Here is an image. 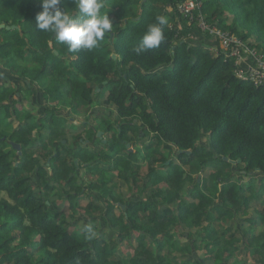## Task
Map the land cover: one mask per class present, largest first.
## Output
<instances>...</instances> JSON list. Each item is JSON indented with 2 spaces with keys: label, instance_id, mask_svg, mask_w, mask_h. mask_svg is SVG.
I'll use <instances>...</instances> for the list:
<instances>
[{
  "label": "trees",
  "instance_id": "1",
  "mask_svg": "<svg viewBox=\"0 0 264 264\" xmlns=\"http://www.w3.org/2000/svg\"><path fill=\"white\" fill-rule=\"evenodd\" d=\"M175 1L105 0L112 31L94 50L70 51L36 28L40 0H0V264H246L235 252L264 264V90L238 78L207 36L189 40L193 26ZM200 1L209 24L264 54V0ZM159 15L168 19L165 40L138 55ZM17 63L18 74L4 66ZM53 91L59 105L43 101ZM97 104L104 111L77 124L56 114ZM124 183L153 193L125 202L114 191ZM219 183L216 194L201 188ZM253 200L259 208L243 217ZM183 232L184 252L173 251L169 240ZM124 239L136 241L126 256L112 248Z\"/></svg>",
  "mask_w": 264,
  "mask_h": 264
},
{
  "label": "clouds",
  "instance_id": "2",
  "mask_svg": "<svg viewBox=\"0 0 264 264\" xmlns=\"http://www.w3.org/2000/svg\"><path fill=\"white\" fill-rule=\"evenodd\" d=\"M62 0H40L42 10L36 16V28L51 33L60 44H66L70 51L94 50L112 31L113 22L107 12L105 0H73L75 13L61 9ZM168 19L159 15L147 26L139 46L134 51L139 55L158 48L165 40L163 26Z\"/></svg>",
  "mask_w": 264,
  "mask_h": 264
},
{
  "label": "built area",
  "instance_id": "3",
  "mask_svg": "<svg viewBox=\"0 0 264 264\" xmlns=\"http://www.w3.org/2000/svg\"><path fill=\"white\" fill-rule=\"evenodd\" d=\"M200 7V0L175 1L176 12L188 20V25L193 26L187 33V38L196 42L199 36H207L210 40L207 46L211 52L218 54V51L222 50L234 60V72L238 78L250 81L264 90V54L255 47L251 39L243 41L236 35L209 24L201 14ZM198 32L201 35H198Z\"/></svg>",
  "mask_w": 264,
  "mask_h": 264
},
{
  "label": "rangeland",
  "instance_id": "4",
  "mask_svg": "<svg viewBox=\"0 0 264 264\" xmlns=\"http://www.w3.org/2000/svg\"><path fill=\"white\" fill-rule=\"evenodd\" d=\"M25 59L27 60V62H26V64H31L32 63V60H31V58H30V56H25ZM2 62V61H1ZM37 65V64H36ZM4 66H7V68H10V71L11 72H9L10 74H12V73H15V74H18V73H20L22 70H23V66H24V64H20V63H17V64H14V65H4ZM27 66V69L26 70H28L29 72H33V66H30V65H26ZM38 67V66H37ZM34 85H36L35 83H34ZM35 87H37V85L35 86ZM20 90H22V87H20ZM96 91V90H95ZM41 94V93H40ZM42 94H43V92H42ZM45 95H48V94H45ZM52 96L55 98L54 100H50L49 99V95L48 96H46V98H45V100H43L44 102H46L47 104H54V105H59L58 104V101H57V99L56 98H58V92H56V91H53L52 92ZM69 97H68V95H67V99H68ZM31 99H33L37 104H38V102L39 101H41V96H39V94H36L35 96H32V98ZM49 99V102L47 101ZM33 100H31V101H33ZM43 101H41V103H43L44 104V102ZM99 101H100V99H99ZM27 104H28V102H24V106H25V108H28L27 107ZM43 104L42 105H40L41 107L40 108H44L43 107ZM94 104V103H93ZM39 105V104H38ZM93 106V105H92ZM57 108V110H58V112L56 113V114H61V115H63V116H65V117H71V120H74V121H76V122H80V121H86V119L84 118V116H87V114L89 113V112H91V111H96V112H98V111H104V109L103 108H101L102 106H100V105H94L93 106V109H91L90 111H87V109H86V112H84V113H80L81 114V117H77V116H71V114L70 115H67L68 114V112H69V109H65V110H59V108H58V106H56ZM38 112V111H37ZM49 115V114H48ZM39 116V115H38ZM87 121H90V120H87ZM92 124H93V122H92ZM68 126V125H67ZM69 127V126H68ZM129 137L131 138V140H132V142H134L135 141V139H136V136L134 137L131 133H129ZM96 139V138H95ZM34 146H38V142L37 141H35L34 140V144H33ZM73 145V144H72ZM134 147L135 146H138L137 144H135V145H133ZM133 146H131V145H128V148H130V150H132V151H134V147ZM140 159H141V157H140ZM142 165H144L143 166V168L142 169H139V167H137L136 169L137 170H139V174H141V175H144V173H145V170L147 169V167H146V161H144L143 162V164ZM81 169H82V167H81ZM214 172V169L212 168V167H206L202 172H200V174H199V178L200 177H209L212 173ZM106 174V176H109V177H111L112 176V174H114V175H117V171H113V173L112 174H110V173H105ZM116 180L118 181V179H117V177H116ZM113 181V180H112ZM143 181V180H142ZM141 184H142V182H141ZM222 186V184L221 183H219L218 184V187H212V186H201V188H202V190H205L206 192H210L211 194L212 193H214V194H216V193H218V190L220 189V187ZM164 187H165V183H161L160 185H159V188L161 189V190H163L164 189ZM142 188V185L140 186V187H138V189L140 190ZM138 191V190H137ZM151 193H153L152 191H151ZM263 198H264V195H263ZM52 200H54V202L56 203V204H59V203H63V201H62V199L61 198H59V197H57V196H55V197H52ZM81 201H80V204H85V202H86V199H83V198H81L80 199ZM259 203H260V201L259 202H257L256 200H253L251 203H250V205H249V207L247 208V213L246 214H244L243 215V217H248V216H251V214H253L254 213V211H255V209H257V208H259ZM118 203H116L115 204V208L114 209H118ZM78 207H79V203H78ZM85 215V214H84ZM94 224H97L99 227H101L100 226V224H101V221L100 220H97V221H95V223ZM259 223H255L254 224V226L255 225H258ZM77 225L78 226H81V222L79 223V222H77ZM232 229L234 228V226L233 227H231ZM104 229H105V227H104ZM194 231H195V229L194 228H192L191 229V231H190V236L192 237V235H193V233H194ZM259 231V228L258 229H255L254 230V232H253V235H255L257 232ZM188 232H189V230H188ZM184 233V232H183ZM189 235L188 234H183L182 236H179V238H178V236H174L173 238H171L170 240H169V242L168 243H171L172 244V246H169L170 247V249H172L173 251L174 250H176V249H179L181 252H184V247H185V245H186V242H189ZM133 236H135V235H133ZM238 236V235H237ZM135 238V237H134ZM175 238H178L179 239V241H177ZM223 238H225V239H228L229 238V235L228 234H226ZM135 240V239H134ZM131 241V243L130 244H136V241ZM124 241V240H123ZM129 241V240H128ZM128 241H124V243L122 244V241H120V243L122 244V245H119V247L117 248V247H115V246H112V248L113 249H115V251H116V249H120V248H122V249H124L125 247H126V251L128 250V248H129V243H128ZM130 242V241H129ZM179 251V252H180ZM118 252H120V250L118 251ZM235 256L239 259V260H245L246 261V264H257L256 262H255V259L251 256V255H249L248 253H240V252H235ZM196 255H197V257L199 258V255L196 253ZM239 256V257H238ZM196 256H194V258H197ZM242 258V259H241Z\"/></svg>",
  "mask_w": 264,
  "mask_h": 264
},
{
  "label": "crops",
  "instance_id": "5",
  "mask_svg": "<svg viewBox=\"0 0 264 264\" xmlns=\"http://www.w3.org/2000/svg\"><path fill=\"white\" fill-rule=\"evenodd\" d=\"M205 44L206 45H208L209 44V42L208 41H205ZM77 117H81V114L79 113L78 115H76ZM82 118V117H81ZM76 124L78 123V122H76V121H74ZM68 134V140L70 141L71 140V135H74L75 134V132H72V131H69V133H67ZM67 134H65L64 133V135L66 136ZM101 134V133H100ZM100 134H98V135H100ZM63 135V134H62ZM93 140H96V139H93ZM89 148H91V150H95L96 149V147H95V145L93 144V143H89ZM115 180V179H114ZM114 182H112L111 184H113ZM138 190V191H137ZM114 191L117 193V194H119V198L121 197L125 202H129L130 200H132V199H136V200H138V199H146L148 196H149V194L151 193V191L150 190H148V189H146V190H139L138 188L137 189H133L132 191H130L127 187H126V184L124 183L123 184V186H120V185H118V186H116V188H114ZM118 196V195H117ZM149 198V197H148ZM124 207V206H123ZM114 213H115V215L116 216H118V215H120V209L118 208L117 210L116 209H114V211H113ZM82 225V224H81ZM80 227H82V226H80ZM103 232H107L106 230H104ZM124 241L126 242V241H128V240H126V239H124ZM124 241H122V244L124 243ZM119 243V245H122L120 242H118ZM131 245H134L133 243L131 244ZM120 250V254L122 255V256H126V247L124 248V249H122V248H120V249H118V251Z\"/></svg>",
  "mask_w": 264,
  "mask_h": 264
},
{
  "label": "water",
  "instance_id": "6",
  "mask_svg": "<svg viewBox=\"0 0 264 264\" xmlns=\"http://www.w3.org/2000/svg\"><path fill=\"white\" fill-rule=\"evenodd\" d=\"M2 26H3V25L0 24V27H2ZM50 45H51V43H50ZM111 56H112V57H115V55H113V54H112ZM12 147H14V148H18L19 146H18L17 144H15V143H14V144L12 143Z\"/></svg>",
  "mask_w": 264,
  "mask_h": 264
}]
</instances>
